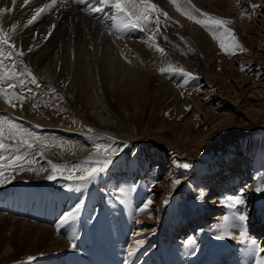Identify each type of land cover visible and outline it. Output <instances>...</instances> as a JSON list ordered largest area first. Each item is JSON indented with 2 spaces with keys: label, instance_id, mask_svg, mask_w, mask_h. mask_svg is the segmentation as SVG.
Masks as SVG:
<instances>
[{
  "label": "bare ground",
  "instance_id": "6f19581e",
  "mask_svg": "<svg viewBox=\"0 0 264 264\" xmlns=\"http://www.w3.org/2000/svg\"><path fill=\"white\" fill-rule=\"evenodd\" d=\"M155 1L169 18L165 24V17L160 15V20L164 23L162 32L168 33L172 38L176 36L183 38V41H191L201 48L206 65L200 67L197 63L188 61L190 70L197 72L191 78L184 77L179 71L161 72L162 68H184L181 60L182 64L178 60H173L174 64L164 61L165 56L160 55L155 44L150 46V37L156 39L150 31L156 32V25H149L147 30L132 26L113 27L117 24V20L113 19L117 13L111 4H103L101 0L58 2L51 11L44 13L34 24L28 25L21 32L19 28L31 18L35 9L50 3L51 0H29L27 5L25 0H15L14 5L11 0H0V6L12 9L4 14L0 27L11 33V24L19 22L12 42L18 51L24 52L22 57L5 61V65L11 71L14 63L17 73L24 72L26 66L38 79V85H35L31 83L30 77L22 76L21 79L26 85L23 88L19 81L0 82V87L5 89H8L9 83L13 84L14 88L11 90L25 96L21 107H17L19 101H13L16 107H12L0 97V116L7 115L21 127L42 139L46 138L49 144L55 140L59 145L44 148L42 154L40 144L31 149L32 156L41 164L40 172L33 174L31 171L6 167L5 158L14 156L13 152L20 146L18 141L5 139V143L12 147L0 150V157L3 158L0 159V165L5 166L2 170L6 180L0 182V264H17L31 258L35 261V258L49 254L56 256L60 251L78 253L82 258L81 264H87L84 254L86 249L81 240L84 237L89 244H97L107 232L105 227L102 228L103 235L100 237L98 230L93 231L92 226L93 216L100 213V194L94 188L95 184L92 185V181L78 186L76 182L72 183L67 179V175L64 183L55 186L56 184L44 182V176L46 172H52L51 164L77 160L83 155H94V143L90 134L96 132L110 136L111 138H106L111 141L115 138V142L120 143L121 147L114 159L121 161L120 172L123 174L115 175L117 177L112 175L109 182H105L102 187L105 192L103 194L109 196V201L115 204L113 206L117 211L119 209V216L124 217L123 226L124 230H127L125 240L129 243L124 258L126 262L170 264L166 258V250L170 246L163 245L159 236H156L155 224L163 222V214H160L159 210L166 213L170 209L172 212L176 196L178 199L179 196L192 195L193 202L201 187L208 195L207 208L204 209L207 212L203 210L192 222L195 226L199 222L202 225L207 219L216 221L211 223L210 232L206 229L199 232L204 241L195 238L196 242L194 237L193 240L191 237L184 239L193 236L192 234H184L180 240H174L171 248L176 260L178 263L186 259H191L192 262L202 258L208 260L207 249H199V244L211 243V255H221L224 252V259H229L228 263L243 264L247 261L244 253L254 244V237L251 235L264 224L262 196L253 197L254 215L244 221H236L238 227L232 234L238 236L239 227H242L249 238L245 243L227 236L219 238L221 233L217 231V225L225 216L230 218L231 223L232 218L247 215L240 212L239 206L232 205L235 203V196L225 197L222 192L225 193L228 188L226 184L232 182L231 175L243 172L245 177L250 176L254 163L251 160L252 151L262 155L264 146H260L259 141H248L245 148L239 149L237 156L219 158L208 163L197 173L196 178L191 180V184L188 183L191 186L187 188H184L185 173L181 168L184 161L172 156L166 160L163 156L166 154L165 148L175 147L179 152L188 148L194 149L216 128L221 129L223 125L230 128V125L238 123L236 111L239 110L238 107L236 111L231 110L234 106L232 104L243 99L242 94L250 89L264 68V62L259 61L264 57V0H177L181 8H188L189 3L192 5L194 2L201 7L202 12L214 11L228 20V25L238 30L240 35L248 34L250 42L246 43L247 46L239 43L246 49L241 51L234 48L232 54L226 51L221 53L220 41L210 36L221 34L223 28L204 30L205 27L201 28V25L177 11L176 5L170 0ZM93 6L102 7L104 11L90 12L88 9ZM241 12L247 17H240L239 24L236 16ZM194 15L201 18L199 13ZM53 24L55 28H52ZM50 30L51 35H48ZM159 43L156 42L158 45ZM29 48L32 51H28ZM249 65L254 71L252 74L245 70ZM182 88L187 91L186 94L181 93ZM53 89L55 92L47 98L50 102L40 107L43 102L40 95ZM188 106L190 109H187ZM224 109L229 111L224 113ZM258 113L259 111H255L254 115ZM89 128L92 129L91 133L88 132ZM135 148L140 150L137 155L133 154ZM172 178L174 180L167 187ZM263 178L264 175L260 176L261 185H264ZM101 179H95L94 183L97 180L100 186ZM177 180L179 183H176ZM109 190L112 193H109ZM162 191L165 193L163 199L160 196ZM255 191L256 194L262 192L253 187L254 194ZM217 194H220L219 197L215 196ZM236 197L238 199V196ZM148 200L152 203L147 211H140ZM77 203L83 204L77 218L62 223L63 216ZM219 206H224L225 211H219ZM211 209L213 211L209 212ZM216 210L218 212L215 215L211 214ZM95 219V222L99 221L98 217ZM185 220L184 216H174L167 233L172 235ZM260 221L262 223L257 224ZM165 223L166 220L162 224ZM207 224L210 223L207 221ZM188 226H183L182 230L190 231ZM248 226L253 230L248 229ZM193 232L191 229V233ZM211 237L215 239L213 245ZM168 240L170 239L165 241ZM226 242L230 245H223ZM239 246L242 258L229 256L230 250ZM224 259L220 260V264H225ZM45 262L48 261L45 259ZM52 262L50 264H53Z\"/></svg>",
  "mask_w": 264,
  "mask_h": 264
},
{
  "label": "rangeland",
  "instance_id": "374dc122",
  "mask_svg": "<svg viewBox=\"0 0 264 264\" xmlns=\"http://www.w3.org/2000/svg\"><path fill=\"white\" fill-rule=\"evenodd\" d=\"M162 10L164 11V9H162ZM163 11H161V12H163ZM242 13L243 12H241L239 14V16H236V20L237 19L239 20V22H238L239 24L241 22V18L242 17L243 18L244 17L245 18L247 17L245 14H242ZM208 14H211V15L217 17V18H220V19H224L223 17H221L219 14H217L214 11L213 12L211 11V13L208 12ZM199 17H201V16H199ZM203 18L204 17H201V19H203ZM161 23L162 24L160 25L159 33L158 34H155L156 32L152 31L151 29H150L151 30L150 32L154 34L153 35L154 38L155 37L158 38V39L156 38L155 41L157 43L160 42L159 43V47H161V48L164 49V53L162 54V55L165 56V60L164 61L172 62L174 64L175 61L178 60V62H180V64L183 63L182 66L184 68L183 69L184 71L191 72V73H193L192 75H196V73H197L196 71L195 72H192L193 70L192 71L190 70L191 68H189L190 67V64L188 63V61H192L194 63H197L200 67H204V64L206 62V59H205V57L203 56V54L201 52V48L198 47V45L194 44L193 42L191 43V41H188V40L183 41L182 40L183 38L180 39V38H178L176 36L172 38V36H170L168 33H163L162 30H161V27L162 26L164 27V23L163 22H161ZM153 25L155 26V24H153ZM225 27H227L228 29H230L232 31V34L235 36L236 40L238 42L240 41L239 43H243L244 47L247 46L246 43H249L250 42L249 41L250 38L248 37V34L242 33V35H240L241 33H238L237 32L238 30L236 31L235 29L231 28L228 24ZM201 28H203V26H201ZM204 30H209V28L208 29L207 28H204ZM210 36H212L214 40L216 39V38H214L216 36L215 34H210ZM159 37H161V38H159ZM165 37L167 39H165ZM225 39H227V37H225ZM166 44H167V46H166ZM193 44L195 45V47H194ZM223 51L224 50L220 49V52L221 53H223ZM160 55H161V53H160ZM179 56H181L182 58L179 57ZM235 56H237V53H235ZM173 60H175V61H173ZM180 60L182 61V63H181ZM259 61H261L263 63L264 62V57L263 58H260ZM263 66H264V63H263ZM263 66H262V68H263ZM188 68H189V70H188ZM19 69H20V66L18 67V70ZM245 70L249 71L251 74H252V72H254L252 70V67L250 65H249V67L247 66L245 68ZM260 72L261 73H259L257 75L256 80L253 81V84L250 87V89H248L247 91H245L242 94V97L241 98H243V99H239V101H237L235 104H232V106L233 105L234 106H233V108L231 110L236 111L235 109H237V107H238V110H239V112L236 111L237 122L238 123H235L233 125H230V128H225V125H223V127L221 128L222 130L220 128H216L214 131H212L211 133H209L208 135H206L205 138L202 140V143L201 144H198L197 147H194V149L188 148V150L179 152V151H176L175 150V147H173V148H171V147L165 148V153L166 154H164V156H163L164 159L169 160L170 157L172 156L174 159H177L179 161L180 160H183L184 163L190 164V167H188V168H185L183 166L181 167L182 170H183V172L185 173L184 176H183L185 178L184 183H183L185 185L184 188H187L188 186L189 187L191 186L190 185L191 184V180H194L193 178H196V175H198L197 173L200 172L201 169L205 168L206 165H208V163H210V162L212 163V162L218 160L219 158H222L223 159V158L228 157V156L229 157L230 156L231 157L237 156L239 149H241V147L242 148H245V146L248 143V141H259V145L260 146H262V145L264 146V68ZM182 89H184V88H182ZM182 89L180 90L181 93L186 94L187 91L185 89L184 90H182ZM52 92L53 91H50L47 94H42L43 96L40 95V99L42 98L41 100L43 101L42 104H40V107H44L45 105H47L48 102H50V99H47V98H50L51 97ZM17 107H21V104L19 103L17 105ZM189 107L190 106H188L187 109H190ZM172 108H173V106H171L170 109H172ZM228 111H229V109H224L223 110L224 113L225 112H228ZM255 111H259V113L257 115H254V112ZM164 115L166 116L167 114H164ZM106 137L107 138H111L110 136H106L102 132H96L94 134H90V139L92 140V142L94 143V145L95 144H101V145H104L105 147H110V148H113V149H117V152H119V150L121 148L120 147V143L115 142V140H116L115 138L113 139L114 141H111V140L107 139ZM14 141L15 140H12V142H14ZM19 148H20V151H19ZM19 148H18V150H15L13 152V154L14 155H22L23 153L25 154L26 160L23 163H25L26 166H25V170H23V171H26V172L29 171V170H26L27 167H28L27 161H32L33 163L31 164V167L34 170H32L31 172L33 174H38L40 172L39 170H41V164H40V162L38 163V161L32 156V151L33 150L28 149L25 146H20ZM138 150H137V148H135L134 151H133V154L134 155H137L138 152L140 151V150L139 151ZM93 151L94 152L96 151L94 146H93ZM186 151H188V153ZM84 156H86V157H84ZM252 156L253 157H252L251 160H253L252 163L253 162L254 163L252 164L253 165V168L251 169L253 171L250 170V176L245 177L242 174L243 172L241 174L235 173V175H231L230 176L231 179L230 178L229 179L232 180V177H233V180H232V182L230 181L229 183L226 184L227 185L226 187H228V188H226V191H224L226 194L222 192V196H225V197H227V196H235V199H237L236 196H238V199H239V197H241V199L243 201L242 203L244 205L245 211L243 210V206H242L241 203H239V204L234 203L232 205L233 206H239L240 212H242V214L244 213L245 215L247 214L248 217L250 215H254L255 214V209L253 208L252 200L256 197V195L258 197L261 195L262 196L261 199L264 200V191H262L261 193H258V194H256V191H255V194H254V192H252V188L253 187H255V189H257V188L264 189V185H261L259 183L260 182V176L264 175V161H263L264 154H262V155L259 154L258 155V153H255V151H252ZM257 156H259V157H257ZM81 157H79L77 160H71L69 162L57 163V165H63V166H66V167L62 171H57V173L55 175V178L54 179H51V180H49L47 177L49 175H51L52 172L51 173L50 172H48V173L46 172V175L44 176L45 177L44 178V182H46L48 184H56L55 186L59 185L60 183H64V181L67 180L65 178V176H67V175H70V174H73V175H82V174H84L83 172H81L79 170H73L72 169V166L73 165L80 164L83 167H87V165L85 164V161L95 160V159H98L99 158L96 155H91V156L83 155ZM8 158H9V156L5 158V163H7V164L9 163ZM259 158H261L262 161H260ZM117 159L118 158H115L114 159V156H113V162L109 166L108 170L106 172L102 173L101 174L102 176L100 175L99 177L96 178L99 181H100L101 177L105 179V180L104 179H101L102 180V183H100V186H99V181L97 182V180H96L95 183H94V181H92V185L95 184V186H96V187H94V186L93 187L98 191V194H100L99 195V198L102 199V201H103L102 202V201H100V199H98L100 201V203L102 202L103 207L101 208L102 210H100V213H98L97 215H95L96 217L93 216V218H92L93 231L97 229L98 230L97 233L99 234V230H100V234L101 235H103L102 228H104V227H106L107 225L110 224V221L104 223V218L106 217V215H107V219H110L111 218V214L117 215V213L119 211L118 208H117L118 211L115 208L114 209H110L112 207V203L108 199L109 196L106 195V194H103L105 192H104L103 187H102V185H104L105 182H109L108 180H110L113 176L114 177H117L118 175L123 174V172H120V169H121V167H120L121 161L119 159L118 160ZM148 163L149 162H147V164ZM115 175H117V176H115ZM173 180H174V178H172L168 182L167 187L171 184V182ZM263 180H264V178H263ZM70 181L72 183L76 182L78 186H80L81 183H83V182L74 181V180H70ZM188 183H190V184L188 185ZM257 186H259V187H257ZM51 187L53 188L54 186L52 185ZM114 191H116L115 188H114ZM198 191H199V189L197 190V192ZM109 193H112V192H110V190H109ZM197 195L198 196L196 197V200H194L193 202H191L192 201V198H191L192 195H191V197L190 196L188 197V196H185V195L183 197L182 196H179L180 198H178V199H177V196H176L175 197L176 200H175V202L172 205L175 208L176 215H179V216H183L184 215V216H186V218L187 217L190 218L194 214L195 215L201 214V213H199V211H196V210H198V209L199 210L200 209H206L207 208L206 207L207 206L206 204H208L207 203V200H208L207 197H208V195L204 191V189H202V187L200 188V191L198 192ZM219 195L217 194L215 196H218L219 197ZM160 196H161V199H163L165 197V193L162 191L160 193ZM194 198H195V196H194ZM171 200H173V197L171 198ZM110 203H111V206H110ZM113 205H115V204H113ZM220 207L221 206H219V209H220ZM222 207H223V209H226L224 206H222ZM169 210L166 213L163 210L161 211V209L159 210V213L160 214L162 213V214H164V216L166 215L165 217L162 215V217L164 218V220H166V223H167V219L166 218H168V215L170 213ZM92 212H93V210H92ZM92 212H91V214H92ZM101 212H103V213H101ZM202 212H203V210H202ZM217 212H218V210L214 211L211 214L215 215ZM101 214H104V216L101 215ZM211 214H209L210 217L212 216ZM98 215H100V216H98ZM118 215H119V213H118ZM247 215L244 216V217L247 218ZM259 216H261V215H259ZM97 217L99 218V221L97 220L96 222H94L93 219H95ZM158 217L159 216H157V218ZM260 219H262V217H260ZM212 221L213 222H211V220L208 221V223H210V224H207V226L206 225L204 226V230L206 229L207 232L208 231L210 232V229H211V226H212L211 223H215L214 221H216V220H212ZM97 222H98L99 226H98ZM189 222H190V219H189ZM260 222H262V221H260ZM248 224H249V222L247 223V225ZM155 225L158 226V222ZM247 225H246V227H247ZM97 226H98V228H97ZM170 227L171 226H169V228ZM201 228H202V225L200 226V229ZM166 229L167 228H165V230ZM248 229L253 230V228H250L249 226H248ZM123 230H124V228H123ZM167 232H166V237L169 238V234L170 233H167ZM201 232H202V230H200V233ZM178 233H176V235ZM113 234H114V240H115V242L118 243V240L121 241L123 239H126V237H127V230H124L123 231V234L120 235L119 229L115 227L113 229ZM159 235L160 234H158V235L156 234L157 237ZM190 237H191V239L194 237L193 239L196 238L197 240L204 241V238L202 239V237H203L202 234L201 235L199 234V236L197 235V237L195 235H193V236H187V237H184V239H188ZM181 238H183V237H181ZM102 240H103V238L98 243H100ZM197 240H196V242H197ZM213 240H215V239H213ZM159 241L163 244V240H162L161 237H159ZM206 242H208V241H206ZM117 243L116 244L114 243V245L117 246ZM170 243H171V240H168L166 242V244H163V245L170 246ZM199 243H200V241H199ZM97 244H93V245H97ZM205 244L206 245L209 244L211 246V243H208V244L207 243H200L199 244L200 245L199 246V249H202V248L206 249V247H205L206 245ZM223 245H230V243L228 244V242H226ZM104 246L105 245H102V246L99 245V248H98L99 251H108V250H106V248ZM211 248H212V246H211ZM229 248H232V247H229ZM239 248H240V246H239ZM236 249H234V250L231 249L230 250V253L231 254H229V256H233L234 258H236L237 257V254L235 252ZM60 253H68V254H70V259H75V261L72 260L71 263H74V264L76 263L77 264V262L79 261L78 264H81L82 258L80 257V255H76V254H74L72 252H67V251H60ZM207 253H208V255H210L211 251L210 252H207ZM58 254H59V252H58ZM46 256L45 257L42 256L44 259L42 257L41 258H37V259L35 258V261L33 260L34 259L33 258L31 260V262H29V264H38L37 262H42V264H50L52 261H53L52 262L53 264H57V261H55V258L57 260H59V258H57V254H56V256L53 255L51 257H48V256L46 257ZM212 256L213 255L207 256L208 257V260L210 258H212ZM76 257H78L79 259L81 258V259L78 260ZM45 259L48 262H45ZM76 259H77V261H76ZM228 260L229 259H227V261ZM49 261H51V262L49 263ZM27 262H28V260L27 261H24V262L22 261V263L19 262L17 264H20V263L21 264H26ZM12 264H15V262L12 263Z\"/></svg>",
  "mask_w": 264,
  "mask_h": 264
},
{
  "label": "snow or ice",
  "instance_id": "6c2138e0",
  "mask_svg": "<svg viewBox=\"0 0 264 264\" xmlns=\"http://www.w3.org/2000/svg\"><path fill=\"white\" fill-rule=\"evenodd\" d=\"M12 4H15V0H11ZM58 2H66V0H51L50 3L44 4L42 7H37L35 9L34 14L31 16L30 19L27 21V25L34 24L44 13H47L51 11ZM174 5H176L177 11L181 12L182 15L186 16L187 19L193 21L196 24H199L205 28H215V29H221L223 28V32L215 36L214 38L218 39L220 41V47L224 51H226L229 54H232V50L234 48H238L241 51H244L245 49L242 48V46L239 44V42L236 40L235 36L231 33V30L225 27L229 21L225 19H220L214 16H211L208 13L202 12L200 9L196 8L194 5H191L189 3L188 8H181L179 4L177 3V0H170ZM29 3V0H25V5ZM101 3L103 4H111L116 13L117 16L113 17L114 20H117V24L113 25V27H127L132 26L136 28H144L148 29V26L151 24L156 25V34L159 33V28L161 25L160 15H163L165 17V24L167 23L168 14L166 12H161L159 7L154 4L150 3V0H101ZM90 12H101L104 11L102 7H90L88 9ZM11 8H0V21H2L4 14L11 12ZM194 13H199L201 17H204L203 19L198 18L197 15H194ZM152 17H155L153 19ZM18 26L16 24L11 25L12 32H6L4 31L3 27H0V82H10V81H19L20 86L23 88L25 87L24 80L21 79L22 76H27L31 78V83L38 85V79L35 75L32 74L30 69H27L25 66V71L22 73H17L14 63L12 66L11 71L8 70V68L5 65V61L12 60L13 57H22L24 55L23 50H17L15 43L12 42L13 36L15 35V32L17 30ZM52 28H55V25H52ZM48 35H51V30L49 31ZM227 37V39H225ZM165 39H167L165 37ZM152 44H155L156 50L160 52L161 54L164 53V49L159 47L158 44H156L155 40L150 37V46ZM28 51H32L31 48L28 49ZM123 56L124 53H121ZM130 62V61H129ZM179 71L182 73L184 77L191 78L192 73L185 72L183 69H177L170 67L168 69H161V72L166 71ZM14 88V85L9 83L8 89H5L3 87H0V97H3L12 107H16V104L13 103V101H19L21 105H23V102L25 100V96L18 95L14 90H11ZM29 91H31L29 89ZM52 91H55L54 89ZM29 99L32 97H28ZM35 107V105H34ZM88 132L91 133L92 129L89 128ZM5 139L8 140H15L18 141L19 146H25L28 149H32L36 144L41 145V154L46 147L51 146H59L56 144L55 140L49 144L47 142V139H42L40 136L36 135L33 132H30L28 129L21 127L19 124L15 123L14 120L10 119L7 115L0 116V150H6L12 145L5 143ZM95 153L98 159L95 160H89L85 161V164L87 167H83L80 164H76L72 166L73 170H79L83 172L82 175H68L67 179L79 181L83 183L94 181L97 177H99L102 173L106 172L109 168V166L113 162V156L116 154L117 149H113L110 147H105L101 144H95ZM18 150V149H17ZM0 159H3L0 157ZM9 163L6 165V167H10L20 170H25V163H23L26 160L25 155H14L12 157L8 158ZM32 161H27L28 167L26 170L32 171L34 170L31 167ZM185 168L190 167V164L184 163L182 165ZM5 167L4 165H0V182H6L4 178V172L2 168ZM66 166L63 165H57V164H51L52 174L49 175L47 178L49 180L54 179L57 171H62ZM176 183H179V180L176 181ZM257 191H264V189L257 188ZM236 204L242 203V199H235L234 201ZM151 200H148L146 203L143 204V206L140 208V211L144 212L147 211L149 206L151 205ZM167 203V201H165ZM83 207L82 203H77L74 208L66 213L63 216L62 223H67L70 220L76 219L81 208ZM246 217L244 216H238L235 218H232L230 223V218L228 216H225L221 222L217 225V231L221 233L219 238H225L226 236L233 239V240H239L241 243H245L249 238L246 235V232L242 227H239V235H233V230H235L238 226L236 224V221H244ZM191 243V241H190ZM75 247V245H73ZM254 264H264V255H261L262 252H264V249L255 247L253 244V247L250 249Z\"/></svg>",
  "mask_w": 264,
  "mask_h": 264
}]
</instances>
